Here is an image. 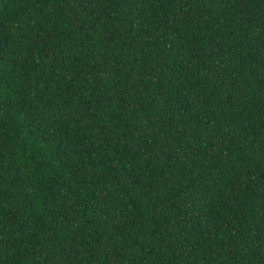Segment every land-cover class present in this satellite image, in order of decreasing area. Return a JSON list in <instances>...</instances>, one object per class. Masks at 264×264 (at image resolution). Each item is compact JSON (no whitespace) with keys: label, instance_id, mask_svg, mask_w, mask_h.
<instances>
[{"label":"trees","instance_id":"16d2710c","mask_svg":"<svg viewBox=\"0 0 264 264\" xmlns=\"http://www.w3.org/2000/svg\"><path fill=\"white\" fill-rule=\"evenodd\" d=\"M0 264H264V0H0Z\"/></svg>","mask_w":264,"mask_h":264}]
</instances>
